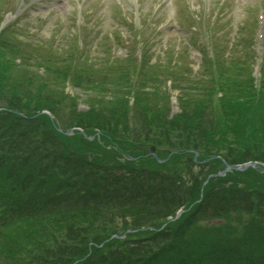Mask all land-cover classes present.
<instances>
[{
    "label": "trees",
    "instance_id": "trees-1",
    "mask_svg": "<svg viewBox=\"0 0 264 264\" xmlns=\"http://www.w3.org/2000/svg\"><path fill=\"white\" fill-rule=\"evenodd\" d=\"M5 35L0 33V200L10 201L21 214L17 224H3L8 231L0 235V264H13L9 256L16 252L15 264H264V173L257 168L231 171L203 185L219 169L217 155L230 164L264 162V73L260 84L245 68L223 70L225 76L202 84L177 80L181 111L173 118L163 111L159 94L141 88L134 108L144 106L139 109L142 117L145 113L142 125L135 123L132 133V127H127L130 133L125 127L114 141L106 131L90 139L60 131L47 114L31 120L49 107L46 97L57 107L74 98L52 74L49 80L39 74L45 90L33 91L38 72L27 54L6 46ZM20 57L23 64L17 63ZM224 60L238 62L233 56ZM209 61L215 63L216 55L210 53ZM107 85L94 84L101 91H96L97 107L105 106L98 112L126 116L123 94L108 91ZM204 112L210 113V125L199 122ZM157 117L165 135H154ZM81 120L76 123L92 134L88 121ZM149 143L161 158L170 150L178 152L159 161ZM195 150L199 161L190 159ZM19 187L30 190H20L21 197ZM190 205L179 218L168 220L179 207ZM203 217L219 221L205 226L197 221ZM143 226L153 228L139 230ZM132 227L144 233L130 241L139 248L136 253L111 237ZM193 229L196 237L189 238Z\"/></svg>",
    "mask_w": 264,
    "mask_h": 264
},
{
    "label": "rangeland",
    "instance_id": "rangeland-1",
    "mask_svg": "<svg viewBox=\"0 0 264 264\" xmlns=\"http://www.w3.org/2000/svg\"><path fill=\"white\" fill-rule=\"evenodd\" d=\"M15 10H18L16 14L13 13ZM15 15L16 18H12L10 22H13V30L7 36L14 35L12 40L20 39L25 44L27 42L31 46L28 52L36 49L41 56L54 58L53 62L43 63L32 60L30 65L35 72L44 75L50 65L57 68L54 76L65 78L64 74H67L68 77H73H69L67 90L77 98L75 105L79 104L81 111L74 109L76 106L71 102L70 105L64 103L67 106L57 107L51 99L47 101L49 107L44 111L61 122L67 135L81 132L80 129L84 132L76 123L83 118L94 130L92 134L100 136L99 132L106 131L112 141L123 134L124 122L128 126L131 123L142 125L140 117H145V113L142 112V117L140 110L144 106L138 105L140 108L126 112V116L120 111L121 117L116 118L113 112H98L95 91L88 90V86L94 85V82L87 80L89 77L94 79L103 74V79L108 82L107 90L123 94L120 105L124 108L135 104L139 89L146 88L147 91L150 89L159 94L158 102L161 101L164 105L163 111L170 113L171 110H179L178 96L181 95V90L177 80L202 84L204 80L225 76L223 70L228 72L230 68H239L241 72L242 68L247 71L257 69L259 76L262 69L264 72V0H0V21ZM10 40L5 42L6 45H12L8 43ZM196 46L202 47L204 54ZM208 50L216 55L215 63H210L207 59ZM232 56L238 62L225 64L224 59ZM20 60L22 59L19 58L17 63ZM59 66L62 67L61 73ZM204 67L209 71L201 70ZM199 71L201 75L196 73ZM48 78L51 77L47 76L46 79ZM112 102L109 103L111 107L114 100ZM40 113L41 111L32 114L31 120L40 116ZM103 114L107 116L100 120ZM209 118L210 113L204 112L199 122L210 125ZM156 121L159 123L153 127L154 135H165L164 124L162 128L159 117ZM166 125L169 126V123ZM139 127H136V132ZM133 129L134 126L131 133ZM126 132L130 133L128 129ZM192 137L195 139L197 135ZM148 147L150 151L154 147L156 152V146L149 143ZM217 156L222 158L221 155ZM223 163L222 160L219 168L224 167ZM207 168L210 169L211 166ZM28 188L19 187V196L23 197L21 191L27 192L30 190ZM4 204L8 205L7 202ZM0 211L2 213L1 208ZM240 215L245 216L243 213ZM4 221H7V217ZM197 221L211 226L219 219L203 217ZM17 222L18 220L15 224ZM231 224L235 225L232 221ZM21 228L25 229L24 226ZM137 230L132 227L125 230L130 232L127 233L129 236H117L123 243L122 246H127L126 251L136 253L139 250L130 246L132 238L144 237V233H136ZM125 231L122 230L121 233ZM4 232L6 230L2 228L0 235ZM192 233L193 236L190 235L189 238L196 237L195 229ZM184 235L186 236L182 237L185 240L188 232ZM17 253L9 256L13 258V264L19 263L18 255L15 256ZM124 254L129 255V252Z\"/></svg>",
    "mask_w": 264,
    "mask_h": 264
},
{
    "label": "water",
    "instance_id": "water-1",
    "mask_svg": "<svg viewBox=\"0 0 264 264\" xmlns=\"http://www.w3.org/2000/svg\"><path fill=\"white\" fill-rule=\"evenodd\" d=\"M257 165H262L264 167V164L258 163L257 161H253V162H247V163L238 164V165L227 166L226 170H228V169H244V168H247L249 166L255 167Z\"/></svg>",
    "mask_w": 264,
    "mask_h": 264
}]
</instances>
